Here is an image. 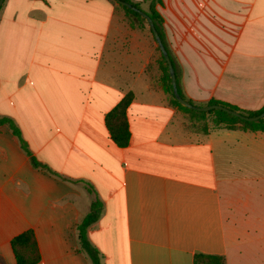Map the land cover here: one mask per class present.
Wrapping results in <instances>:
<instances>
[{"label":"crops","instance_id":"crops-1","mask_svg":"<svg viewBox=\"0 0 264 264\" xmlns=\"http://www.w3.org/2000/svg\"><path fill=\"white\" fill-rule=\"evenodd\" d=\"M144 4L186 99L264 105V0ZM16 7L0 24V115L40 164L0 125V264H16L10 240L27 228L35 264H90L76 226L93 199L100 264H193L195 253L264 264V130L185 126L146 77L152 39L110 0ZM126 91L130 138L118 146L104 116Z\"/></svg>","mask_w":264,"mask_h":264},{"label":"trees","instance_id":"trees-1","mask_svg":"<svg viewBox=\"0 0 264 264\" xmlns=\"http://www.w3.org/2000/svg\"><path fill=\"white\" fill-rule=\"evenodd\" d=\"M127 1L131 2V4L137 7H140L138 1H133V0H127ZM120 6H122L126 15H129L139 25L141 24V20L145 19L134 9L123 4H120ZM147 13L152 17L155 27L161 36L160 29L158 26V23L161 21L160 16L154 11L152 6L149 12ZM166 77H167V88L170 93L171 100L174 103L179 104V102L175 99L172 93V86L170 83L168 69H167ZM177 89L178 92L181 94V96L184 97V95L179 90L178 86ZM132 98H133V93L131 91H126L125 94L121 97V99L111 109H109L104 116V121L109 131L110 138L118 146H126L129 142L130 131L127 121L126 109ZM188 100L192 102L190 99ZM207 103H220L222 105H225L227 107L238 110L248 115L258 113L259 111L264 109V105H262L257 109H244L238 107L235 104L216 98H210L207 101ZM181 107L185 111H189L191 113H195L200 116L205 114H211L212 118L210 119V121L215 127L239 128L242 130H251V131L264 130V117L258 120H245L217 108H211L207 111H202L184 105H181ZM3 124L6 125L11 130V132L19 139L21 147L27 152V154L30 155L33 164L35 165L40 164L39 161L35 158V156L31 154V151L27 147L25 139L21 135V131L19 127L15 124L12 118L6 115H0V125ZM206 126L207 124L205 123L204 129H206ZM100 205L101 204L98 200L93 199L90 202L88 212L80 219V221L77 223L76 226L80 249L87 254V256L90 259V264H100L99 253L96 247L89 241L87 237V227L93 221H95ZM10 244L13 250L16 264H35L40 259V252L38 249L36 237L34 231L31 228H27L14 235L10 240ZM193 264H226V263L223 255L195 253L193 256Z\"/></svg>","mask_w":264,"mask_h":264},{"label":"rangeland","instance_id":"rangeland-1","mask_svg":"<svg viewBox=\"0 0 264 264\" xmlns=\"http://www.w3.org/2000/svg\"><path fill=\"white\" fill-rule=\"evenodd\" d=\"M115 6H117L118 10L120 13H124V20H127L131 22L133 25H137V27L142 28L146 36L152 39V48H151V61L148 62L146 65V77L150 76L151 80L153 83L158 84L161 86V88L164 90V93L167 96L169 104L176 109L177 116H182V121L185 123V126L189 127L190 129H196L200 130L202 127L203 123H206L208 125V121L212 118L211 114H205V115H198L195 113H191L189 111H185L181 105L178 103H174L171 100L170 93L167 88V66L166 62L163 59L160 50L155 42V39L148 27L147 21L145 19L141 20V24L139 25L137 22H135L129 15H126L124 9L120 4L115 1V0H110ZM133 1H138L140 8L141 4L144 6V0H133ZM19 2H22L24 7L29 6L31 3H40V4H49L51 0H3V2L0 5V24L3 20L5 19H14L16 18V6L18 5ZM143 9V8H142ZM144 10V9H143ZM20 15L23 14V8L22 5L19 7ZM33 15L35 14L36 17H39L40 13L39 12H33ZM6 26H12L13 24H10V21H6ZM142 31V30H141ZM143 33V32H142ZM194 104L196 105H202L201 102L199 101H193Z\"/></svg>","mask_w":264,"mask_h":264},{"label":"water","instance_id":"water-1","mask_svg":"<svg viewBox=\"0 0 264 264\" xmlns=\"http://www.w3.org/2000/svg\"><path fill=\"white\" fill-rule=\"evenodd\" d=\"M117 1L118 3L120 4H123V5H126L132 9H134L135 11H137L140 15H142L145 20L147 21L153 35H154V38L157 42V45L159 47V49L161 50L162 52V55H163V58L165 59L166 61V65H167V69H168V73H169V77H170V83H171V86H172V93L175 97V99L181 103L182 105L184 106H187V107H190V108H193V109H196V110H202V111H207L211 108H217V109H221V110H224L228 113H231L241 119H245V120H258L262 117H264V109H262L261 111H259L258 113H255V114H251V115H248V114H245V113H242L238 110H235V109H232L230 107H227L225 105H222L220 103H207L205 105H196L192 102H190L188 99L184 98L181 96V94L178 92L177 90V83H176V77H175V72H174V69H173V65L171 63V60L169 58V55L167 53V50L165 49L162 41H161V38H160V35L154 25V21L152 19V17L145 11L143 10L142 8L140 7H137L133 4H131V2L127 1V0H115ZM3 2V0H0V5L1 3Z\"/></svg>","mask_w":264,"mask_h":264}]
</instances>
